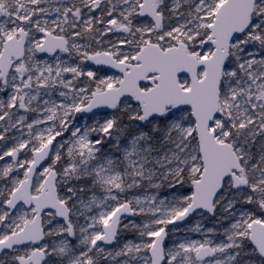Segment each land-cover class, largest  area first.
Wrapping results in <instances>:
<instances>
[{
    "label": "snow or ice",
    "instance_id": "6c2138e0",
    "mask_svg": "<svg viewBox=\"0 0 264 264\" xmlns=\"http://www.w3.org/2000/svg\"><path fill=\"white\" fill-rule=\"evenodd\" d=\"M0 264H264V0H0Z\"/></svg>",
    "mask_w": 264,
    "mask_h": 264
}]
</instances>
